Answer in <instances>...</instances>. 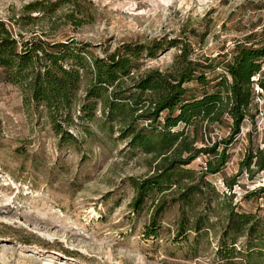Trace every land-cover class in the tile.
Listing matches in <instances>:
<instances>
[{"label":"rangeland","instance_id":"374dc122","mask_svg":"<svg viewBox=\"0 0 264 264\" xmlns=\"http://www.w3.org/2000/svg\"><path fill=\"white\" fill-rule=\"evenodd\" d=\"M71 1L0 0V19L12 24L18 40L73 39L98 57L121 44L160 42L140 70L168 69L183 47L189 60L215 64L208 76L223 72L239 44L264 40V0ZM27 4L36 9H25ZM262 68L253 80L264 84ZM253 99L250 115L227 144L222 170L202 176L203 155L186 166L193 170L190 184L202 192L194 202L181 209L172 201L181 189L172 188L147 198L135 213L131 180L154 172L153 157L128 149L119 126L108 134L97 122L78 120L77 111L73 123L60 120L75 137L65 141L47 111L26 103L20 88L0 72V264H254L245 258L246 236L233 242L235 257L226 261L216 253L222 240H231L222 236L226 205L257 217L264 213V169L255 165L264 159V88L255 84ZM228 123L212 124L204 142L230 137ZM248 152L249 170L240 164ZM162 197L167 209L150 231ZM197 218L203 224L195 232Z\"/></svg>","mask_w":264,"mask_h":264},{"label":"trees","instance_id":"16d2710c","mask_svg":"<svg viewBox=\"0 0 264 264\" xmlns=\"http://www.w3.org/2000/svg\"><path fill=\"white\" fill-rule=\"evenodd\" d=\"M25 9L36 8L27 4ZM11 29V23L8 26L0 19L1 76L20 88L26 103L47 111L57 135L65 141H75V137L61 128L60 120L73 123L71 115L77 111L78 120L97 122L96 127L108 134L114 125L119 126V137L127 141L128 149L150 155L156 161L154 172L142 180H131L136 195L130 207L135 213L147 198L151 200L155 194H165L172 188L181 189L179 196L172 200L180 208L194 202L202 192L199 186L190 184L193 170L186 166L203 155L206 158L202 176L222 170L229 156L227 144L250 115L248 109L254 100L255 84L264 88L259 79L253 80L263 70L264 40L239 44L224 64L223 72L208 76L215 73V64L209 62L202 66L196 60H189L183 47L168 69L140 70L144 59L161 48L160 42L121 44L98 57L87 48V43L73 39L56 43L34 38L22 41L15 38ZM84 79L87 83L79 100ZM97 109L99 116L95 115ZM226 119L230 137L205 143L209 127ZM252 157L248 152L240 163L247 170ZM255 165L259 170L264 169V159L258 158ZM186 182L189 184L181 188ZM167 205L163 197L159 199L148 230H153L156 218ZM225 207L222 236L231 240L229 245L222 240L216 253L226 261L235 257L233 242L237 237L246 236L245 258L254 264H263L264 213L257 217L251 212H235L230 206ZM183 218L182 212L179 228L185 225ZM202 224L197 218L192 229L198 232ZM184 231L182 228L180 233Z\"/></svg>","mask_w":264,"mask_h":264}]
</instances>
